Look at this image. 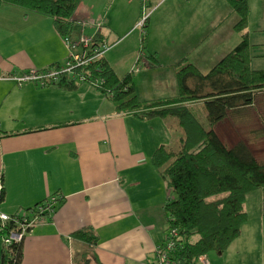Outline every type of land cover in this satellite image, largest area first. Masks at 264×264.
<instances>
[{"label":"crops","instance_id":"crops-1","mask_svg":"<svg viewBox=\"0 0 264 264\" xmlns=\"http://www.w3.org/2000/svg\"><path fill=\"white\" fill-rule=\"evenodd\" d=\"M248 3V37L263 42L264 0ZM118 8L115 0H82L74 17L80 27L88 22L85 33L101 35L111 44L105 59L124 77L143 47L142 34L128 43L127 31L121 30L129 17ZM140 20L142 14L135 26ZM238 20L226 0H157L146 21L148 46L142 48L151 68L133 73L140 100L175 96L176 72L186 61L208 73L242 39L234 26ZM68 54L52 17L17 5L0 6V179L5 192L0 210L13 214L58 199L47 222L26 233L21 264H153L156 247L166 236L164 206L172 191L152 157L159 146L172 142L177 129L170 117L141 119L119 112L112 98L88 84L41 86L14 79L34 68L62 64ZM152 67L158 76L172 73L167 92L150 78ZM258 105L264 115L263 91ZM245 121L237 130L222 122L217 131L234 143L249 133ZM227 126L231 131L223 130ZM253 146L264 153V139ZM248 203L255 209L252 219ZM244 204L248 219L225 250L226 261L264 237V187L249 192ZM84 228L94 229L96 244L75 236ZM3 247L0 238V264Z\"/></svg>","mask_w":264,"mask_h":264},{"label":"trees","instance_id":"trees-1","mask_svg":"<svg viewBox=\"0 0 264 264\" xmlns=\"http://www.w3.org/2000/svg\"><path fill=\"white\" fill-rule=\"evenodd\" d=\"M226 1L239 15L234 26L242 39L208 73L186 61L176 72L179 92L175 96L141 101L134 86L133 70V73L120 77L105 56L98 62L103 67L106 87L100 91L112 98L119 112H133L141 119L161 116L179 120L183 133L178 149L169 145L159 146L152 157V164L164 176L172 191L164 206L168 224L166 230L178 229L180 244L176 257L183 264H200L199 257L225 251L241 234L242 226L248 219L244 204L248 192L264 187V159L256 156L257 148L253 146L257 139H264V115L260 113L259 105L256 106L259 91L264 92V69L252 68L247 31L249 0ZM81 2L0 0V6L17 5L52 17L64 39L65 35L75 38L82 34L91 36L84 32V25L80 27L74 17ZM147 34L144 30L142 48L145 47ZM93 37L94 42L103 39L101 35ZM59 84L75 85L67 78ZM198 100H203L206 105L207 125L196 117L188 105ZM253 106L255 110L247 113L246 109ZM245 120L248 125L244 124L250 126V131L248 134L244 132L245 138L234 143L221 138L217 131L216 125L222 122L223 126L229 123L237 130L242 127L237 124ZM0 181L4 184L3 178ZM4 196L3 186L0 202ZM14 227L11 223L6 232ZM74 234L92 245L99 240L93 228H84ZM23 242L24 239L13 243L12 251L3 247L1 264H21Z\"/></svg>","mask_w":264,"mask_h":264},{"label":"built area","instance_id":"built-area-1","mask_svg":"<svg viewBox=\"0 0 264 264\" xmlns=\"http://www.w3.org/2000/svg\"><path fill=\"white\" fill-rule=\"evenodd\" d=\"M90 24L101 27L102 24L97 21L89 22ZM94 37L82 34L75 38L70 35L64 36L65 45L68 46V58L59 65L52 66L48 69H31L30 71L15 76L14 79L18 84L35 81L41 86L59 84L64 78L69 82L88 84L93 88L103 90L105 87V77L102 76V66L98 63L106 55L110 48V43L106 40L99 39L93 41ZM64 77V78H63ZM109 91V90H108ZM110 92V91H109ZM4 184L0 181V195ZM58 203L56 197H52L46 202H41L35 207L25 210H19L13 214H8L0 210V237L3 246L12 251L13 243L22 241L32 228L41 223L47 222L49 215L54 211ZM13 223L14 228L6 229ZM180 234L178 229H167L164 242L156 247V257L153 264H183L176 257V250ZM200 264H208V259L201 256L198 259Z\"/></svg>","mask_w":264,"mask_h":264},{"label":"rangeland","instance_id":"rangeland-1","mask_svg":"<svg viewBox=\"0 0 264 264\" xmlns=\"http://www.w3.org/2000/svg\"><path fill=\"white\" fill-rule=\"evenodd\" d=\"M115 3L117 5V8H118V4L119 5L121 4V6L118 8L121 10L120 11L121 14H123V16L125 15L126 17H129L128 22L125 23V27H123L121 30L124 32H125V30L127 31L125 38L126 37L128 38L127 39L128 43H131V41H133L135 39V37L140 39L141 34L143 35L144 30L147 29L148 23H146V26H144L146 18L153 16L154 6L157 3V0H115ZM139 14H142V20H140L139 24L135 26V20H136V18L139 17ZM87 24H88V22L83 21L82 26L83 25L86 26ZM155 25H156V23L154 20V22L151 24L150 30L155 29L154 28ZM97 28H99V27L97 26ZM152 33H157V32L152 31ZM146 38L148 40V34H147ZM147 40L145 39V50L148 46ZM249 40H250V38H249ZM257 40H259V39L253 38L250 40L251 54H252V57H251L252 68H254V66L255 67H264V40H263V42L261 40L256 42ZM110 46H111V44H110ZM113 46H115V45H113ZM113 46H112V48H113ZM151 61H152L151 58L147 56V52L144 55L143 49L141 48L139 51V55L137 56V58L134 62V66H133L132 70L134 71V73L141 71V69H143V68L146 70L147 69L149 70V68H151L150 67ZM139 62H141V63H139ZM140 64H142V65H140ZM57 65H59V64H57ZM150 70H151L150 71L151 72L150 78L152 79V81H156L155 85H159L160 89H164L172 79L170 77V75H172V73L164 71L162 76H158L156 74H153L154 71H157V70H155V68L152 67V69H150ZM190 83L192 84L191 81H190ZM165 92H167V88H165ZM178 92H179V87H178ZM160 94H162V93H160ZM188 105L191 106L196 117L200 118L207 125L208 124V119L206 117L207 110H206V105L204 104V101L198 100L195 102H191ZM170 118H172V120H173L172 122H173L174 129H177V130L175 131V136L173 137L172 142L169 144V146L172 149L177 150L179 147V144H180L179 139L183 133V130L181 129V127L179 125L178 118H175V117H170ZM227 128L223 129V130L224 131H231L230 130L231 128L229 126H227ZM258 142H259V140H256V143H258ZM261 151H263V149H258L256 152V156L260 159H264V153H262ZM246 201H247V197H246ZM0 203H2V202H0ZM254 210L255 209H254L253 205L249 204L248 214L250 215L251 219L253 216L252 214L255 212ZM255 220L256 219H254V221ZM246 249H247V252L246 253L242 252L243 254L238 255V257H235L234 255L231 256V257H233V260L229 257V259L227 260V261H229L228 263H227L226 259L229 256V252L225 253V251L210 252L209 256H208V254H206V258L209 261L212 259L214 264H264V237L261 239V242L256 241V242L250 243V245L247 246Z\"/></svg>","mask_w":264,"mask_h":264},{"label":"bare ground","instance_id":"bare-ground-1","mask_svg":"<svg viewBox=\"0 0 264 264\" xmlns=\"http://www.w3.org/2000/svg\"><path fill=\"white\" fill-rule=\"evenodd\" d=\"M95 41H96V40H95ZM110 47H111V46H110ZM59 63H60V62H59ZM139 63H141V62H139ZM139 63H138V64H139ZM140 65H142V64H140ZM138 68H139V67H138ZM136 69H137V68H136ZM137 70H138V69H137ZM129 72H130V73H133V71H132V72H131V71H129Z\"/></svg>","mask_w":264,"mask_h":264}]
</instances>
